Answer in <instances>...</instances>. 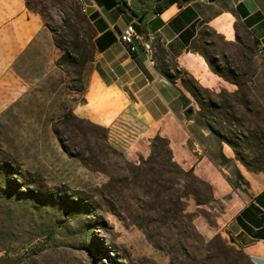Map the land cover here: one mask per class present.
<instances>
[{
	"label": "rangeland",
	"instance_id": "rangeland-1",
	"mask_svg": "<svg viewBox=\"0 0 264 264\" xmlns=\"http://www.w3.org/2000/svg\"><path fill=\"white\" fill-rule=\"evenodd\" d=\"M25 3L27 9L38 13L51 26H63L73 12L68 0H25ZM56 52L54 62L61 54L58 48ZM91 67L92 64L86 74ZM86 74L79 80L75 72L66 74L53 65L29 87H13L9 77L0 84L1 263L249 264L225 249L229 245L225 232L232 213L228 210L230 200L244 196L247 185L243 180L211 207L199 208L190 201L186 211L199 208L206 212L207 219L198 215L191 223L186 221L176 229H160L154 221L145 223L147 230L139 228L144 215L139 209L140 202L131 192L124 199L119 194L114 196L112 206L106 204L101 198L106 175L85 167L82 162V153L87 157L82 124L71 121L66 125L59 120L81 100L82 93L75 89L81 82L85 83ZM236 75L252 110L249 112L240 105L234 108L244 126L247 122L260 124L262 113L264 116V49H258L246 33L245 70ZM208 95L217 103L222 98L233 101L225 94ZM189 105L199 110L194 100ZM212 124L226 134L225 123L222 127ZM54 125L67 152L53 131ZM184 125L193 146L220 163L218 144L209 130L196 122ZM112 129L124 131L121 136H111L110 142L128 149L133 133L119 126ZM228 148L222 144L223 153L231 154L229 160L234 161L237 172L244 176L241 170L245 168ZM112 163L109 158L104 161L107 172L114 175L117 171ZM35 247L41 250L34 253Z\"/></svg>",
	"mask_w": 264,
	"mask_h": 264
},
{
	"label": "crops",
	"instance_id": "crops-1",
	"mask_svg": "<svg viewBox=\"0 0 264 264\" xmlns=\"http://www.w3.org/2000/svg\"><path fill=\"white\" fill-rule=\"evenodd\" d=\"M77 2L93 15L97 51L84 101L72 113L110 128L111 136L124 131L112 128H128L133 142L123 153L132 162L148 156L155 135L166 137L174 161L207 181L216 199L228 196L232 186L221 167L193 146L186 131L179 96L192 97L162 69L183 70L203 88L235 91L237 85L214 72L206 57L230 76L226 69L245 70V33L264 49V10L257 0H179L160 13L154 10L158 0ZM129 24L138 35L133 52L119 39ZM56 53L50 30L25 0H0V84L9 77L13 87L33 85L53 67ZM241 172L248 184L243 197L230 200L228 232L254 264H264V173Z\"/></svg>",
	"mask_w": 264,
	"mask_h": 264
},
{
	"label": "trees",
	"instance_id": "trees-1",
	"mask_svg": "<svg viewBox=\"0 0 264 264\" xmlns=\"http://www.w3.org/2000/svg\"><path fill=\"white\" fill-rule=\"evenodd\" d=\"M71 3L72 14L64 22L63 26H51L46 22L44 25L52 33L53 44L61 52L59 57L54 62V65L59 70L68 74L75 72L79 80L85 76V72L90 67L94 60L96 47L94 43V29L91 24L93 15L86 16L80 11V5L77 0H68ZM121 0H117L120 2ZM179 0H158L155 5V12L160 13L162 10ZM264 10V0H257ZM82 24L84 26H82ZM65 30H62L63 28ZM257 44L256 41H254ZM208 64L212 70L227 80L235 83L237 89L233 92H226L223 89L220 92H215L207 88H203L192 76L183 70L174 69L173 74L168 69H162L166 77L174 82L178 78L190 94L196 104L199 106L197 113L199 118L195 121L197 124L207 128L215 138L218 144L217 158L221 165L230 161L222 151V144H227L234 154V158L240 162L243 167L251 172L264 173V116H260V124H247L242 121L238 110L234 105H240L243 109L251 111L250 101L247 98V93L242 90V85L237 79V75L226 69L230 74L227 76L221 68L214 66L212 61L206 57ZM88 73L86 74L87 77ZM181 75L182 77H179ZM85 83L81 82V86L75 90L82 93L85 90ZM215 93L218 96L225 94L232 97L233 101L227 98H222L220 103L213 101L208 94ZM180 100L184 107H187L190 100L183 94H180ZM82 97L80 102H83ZM217 120H214L216 119ZM62 124L75 122L82 124V141L86 148L87 157L82 153V162L85 167L103 172L107 181L102 188L101 198L108 206L113 205V197L119 196L124 199L125 194L130 193L140 202L139 209L143 215L140 218L138 227L147 230L145 223L154 221L158 228H178L179 224L184 222L191 223L192 220L201 215L205 219L206 212L199 210L201 206L211 207L212 203L218 202L213 195L212 186L205 180L194 174L192 168L184 169L173 159L170 142L166 137L155 135L149 144L150 152L147 157L139 156L137 162H132L124 156V149L113 145L110 142V128L94 124L86 119L76 117L72 110H68L60 117ZM212 123L217 124L226 129V134L218 130ZM263 125V126H262ZM54 133L58 136L64 151L67 152V146L64 144L62 137L56 125L53 128ZM78 155V154H77ZM207 156L216 164L220 165L209 154ZM107 158L113 160L114 175L107 172L104 161ZM108 167L110 164H107ZM235 181L229 180L228 183L235 187V184L243 180L247 185L248 182L237 172ZM38 195L37 192L30 191ZM190 201L199 207L193 212L186 211ZM151 216H147V215ZM192 226V225H191ZM218 237V236H217ZM216 237H214L215 239ZM212 239V240H214ZM232 255L239 258H244L249 264H254L251 258L234 246L227 245L225 247ZM41 249L33 248L34 253H38ZM101 252L102 249L99 248ZM0 264L1 260H0Z\"/></svg>",
	"mask_w": 264,
	"mask_h": 264
},
{
	"label": "water",
	"instance_id": "water-1",
	"mask_svg": "<svg viewBox=\"0 0 264 264\" xmlns=\"http://www.w3.org/2000/svg\"><path fill=\"white\" fill-rule=\"evenodd\" d=\"M182 115L187 123H193L199 118L197 111L192 105H188L187 107H185L182 112ZM221 170L224 173L225 177L229 178V180L235 181L237 179V169L234 161L230 160L225 164H223L221 166ZM225 234L227 235L228 244L234 246L237 249H240L239 245L236 243L234 238L229 234V232L226 231Z\"/></svg>",
	"mask_w": 264,
	"mask_h": 264
},
{
	"label": "built area",
	"instance_id": "built-area-1",
	"mask_svg": "<svg viewBox=\"0 0 264 264\" xmlns=\"http://www.w3.org/2000/svg\"><path fill=\"white\" fill-rule=\"evenodd\" d=\"M129 0H125L128 2ZM81 11L84 12V8L80 7ZM138 37L135 27L133 24H129L125 27V29L120 33L119 39L122 43L126 44L128 49L133 52L136 50V46L134 44V40Z\"/></svg>",
	"mask_w": 264,
	"mask_h": 264
}]
</instances>
